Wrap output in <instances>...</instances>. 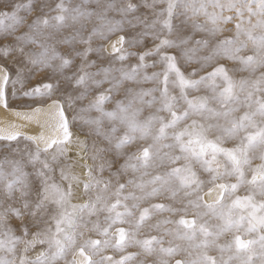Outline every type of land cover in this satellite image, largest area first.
Listing matches in <instances>:
<instances>
[{
  "label": "snow or ice",
  "instance_id": "1",
  "mask_svg": "<svg viewBox=\"0 0 264 264\" xmlns=\"http://www.w3.org/2000/svg\"><path fill=\"white\" fill-rule=\"evenodd\" d=\"M91 2L95 3L93 10L86 7ZM42 7L41 0H37L35 8L31 2L6 3L4 10H0V58L5 61L11 58V66L0 64V106L8 108L16 99L26 98L32 101V104L25 106L31 108L33 115L43 112L40 105L51 97L53 85L38 83L25 88L26 83L38 71L51 69L53 74L62 76L69 85L64 92V99L54 100L50 105L56 109L55 125L47 123L41 126L54 127L58 135L46 136L44 132L39 135H24L22 139L27 143L21 148L22 134L18 126L0 128V141L6 142L0 144V149L7 150L3 159H0V264H60V261L65 264H130L135 254L121 256L119 260L103 255L109 247L123 251L128 246H139L146 255L155 254L157 259L154 264H170L167 257L187 249L179 244L172 245L171 242L168 247H157L163 241L154 236L137 240L136 232L150 218V209L140 210L138 219L133 209L139 208L140 201L156 196L175 199L180 192L188 198L183 208L174 209L170 205L154 204L151 211L187 212L191 207L196 210L197 217L211 215L221 221L215 231H209L206 223H198L195 219L182 218L176 222L183 226V230L178 227L170 233L175 240L191 243L196 239L197 232L205 237L200 243L191 245L194 249L207 248L208 237H219L227 231L264 230V200L257 202L255 199L257 195L264 197V127H260L255 134L240 136L248 128L257 126V117L264 123V0H142L138 4L117 3L116 0H82L81 5L72 9L65 7L63 3L58 4L56 7L61 14L52 17L57 28L62 27L67 20L78 22L91 19L93 15L97 19H104L109 12H118L122 17L110 23L104 31L93 27L86 37L80 35L84 28L81 25L75 36L66 37L62 41L66 44L87 45L83 50L73 48L69 52V56L80 59L77 70L72 75H64L63 71L72 64L71 59L56 54L50 57L41 54L37 58L34 53L26 51L28 44L37 43L35 35L40 32L41 26L51 25L49 19H42L40 15L29 21L25 16L19 15V12H40ZM209 7L216 11L208 12ZM140 8L147 12L127 18ZM225 11L234 12L235 15L225 16ZM245 12L248 15L246 20ZM201 14L207 18L211 27L194 21L193 18ZM253 17L256 18L255 22ZM234 18L238 20L234 36L213 42L216 34L223 31L220 25L228 24ZM190 20L193 21L192 28L208 33V38L195 41L198 47H188L189 39L184 29ZM125 23L139 31L131 38L121 35L112 44V50L119 53L116 57L118 60L124 61L130 56H136L138 63L130 68L100 67L95 72L90 71L97 62L88 59L89 53L104 52L103 45L95 48L91 46L93 39L105 40L108 33L123 31L121 25ZM241 36L246 39H240ZM147 39L153 41V45L139 53L124 48L125 44L129 48L144 44ZM249 43L250 54L241 55ZM201 48L208 49L209 54L197 57L195 54ZM169 49L173 51H168ZM149 57L158 59L146 62ZM219 57L237 62L239 70L247 72L248 77L234 80L229 75V70L221 64L214 66L206 75L193 79L191 77L197 75V69H192L186 76L179 66L183 61L185 64L198 63L203 68L208 61ZM54 59L60 60V64L55 67L51 64ZM157 64L163 65L162 72L154 71L149 75L145 71L156 68ZM218 80L222 83H217ZM126 81L132 86L124 89L125 99L116 100L113 111L105 112L103 105L111 101L112 94L117 93ZM149 82L155 86L147 89L141 87ZM9 84L12 86L11 93L7 91ZM105 84L108 88L78 110L82 123L74 133L71 130L72 122L77 116L74 114L72 120H69L66 110H72L77 101L87 97L89 91ZM170 86L179 89L178 96L170 93ZM81 87L83 91H77ZM201 87L210 95L189 98V91H199ZM145 97L150 99L145 100ZM137 103L149 106L158 104L156 112H167L170 118L165 120L154 114L141 122L137 119L140 108L133 107ZM213 103L218 107H211L210 104ZM181 105L185 106L182 111L179 110ZM240 107L247 108V111L238 119L233 118L232 114ZM92 110L101 113L102 117L118 120L127 131L118 138L115 136L116 127L102 133L99 118L90 119L83 115ZM22 118L31 119L27 114ZM189 120L191 123H185ZM156 123H159V129L153 139L157 142L171 139L172 143L160 146L171 151L161 153L159 148L151 151L154 146H149L138 154H129L124 164L119 165L115 172L111 171L116 164L115 157L123 155L122 150L137 138L136 134L139 133V138L143 139ZM182 123L184 127L179 128ZM84 127H88L89 131L84 132ZM166 129L173 130L171 136ZM212 133H216L215 139H209ZM79 135H84L86 139L80 140ZM93 135L102 137L106 144L101 146L96 140L89 144L88 140ZM233 138L240 140L236 147L221 146L226 139ZM73 145L83 152V156L80 151L75 158L69 156ZM257 155L261 163L252 168L251 160ZM218 157H223V161ZM133 159L139 164L128 163ZM81 160L84 161L83 164H80ZM89 160L91 163L87 162ZM180 160L184 161L181 167H172L146 182H137L135 179H129L126 183L119 182L120 175L128 168L136 172L148 167H164ZM194 165L208 173L207 180L199 178ZM28 167L32 168L31 172L26 171ZM75 167H81L86 176L83 195L89 196V199L83 204L70 203L74 196V186L81 184L80 177L73 172ZM246 170L252 172L250 180L246 178ZM105 171L109 172L110 178L107 180L102 178ZM233 176L236 183H218L225 177ZM112 179L117 181V187L112 193L115 203L108 204L105 193L112 186ZM245 184L250 186L249 195L233 199L236 190ZM205 185H211L208 187V195L216 194L212 202H203L201 192ZM129 186L138 190L139 195L135 192L122 195ZM129 200L133 201L131 205L122 203ZM228 200L231 203H226ZM118 207L123 208V211H117ZM98 210L109 213L105 218L106 226L102 227L99 222L93 225V229L105 238L86 240L78 246L77 229L87 227L84 217L94 215ZM12 219L18 222L14 226L10 223ZM117 223H128L133 226L132 230L118 228L115 234L110 235L111 226ZM152 227H159V224ZM234 245L237 251L235 258L241 259L240 253L246 257L241 260V264H255L254 256L259 259V264H264V235L247 241L236 235ZM256 245L259 246L258 253ZM37 246H40L39 251H36ZM231 247L232 244L227 245L228 249ZM221 250L225 249L222 247ZM32 252L35 254L30 256L29 253ZM69 254L72 255L71 260L67 259ZM188 256V259L176 260L175 264H219L204 252L197 253L194 258L188 252Z\"/></svg>",
  "mask_w": 264,
  "mask_h": 264
},
{
  "label": "rangeland",
  "instance_id": "2",
  "mask_svg": "<svg viewBox=\"0 0 264 264\" xmlns=\"http://www.w3.org/2000/svg\"><path fill=\"white\" fill-rule=\"evenodd\" d=\"M32 3L34 8L37 4V0H0V10H4V5L6 3H20V4H25V3ZM117 3L120 2H130L133 4H138L141 3L142 0H116ZM41 3L43 5L42 10L40 12L33 11L32 13H25L23 10L19 12V15L25 16L29 21L33 19L36 15H40L42 19H49L50 22V27H43L41 26V30L38 34L35 35V39L37 43L35 44H28L26 46V51H30L36 55L37 58L41 57V54H44L46 56H52L54 54L59 55L64 58H68L72 60V64L65 68L64 75H72L74 72L77 70V66L80 63L79 57H74V56H69V52L75 48L77 50H83V48L87 47V45L80 44V43H74V44H66L63 43L62 41L66 37H71L75 36L78 31L81 29V25H84L83 31H80V35L87 36L88 33L91 31L93 27H97L101 29L102 31L106 30L107 26L116 21L122 19L121 15L118 12H109L107 13V16L104 19H97L95 15L91 19L88 20H80L78 22H73L71 20H67L62 27L57 28L56 21L52 19V17H55L57 15H60L61 13L57 10V5L63 3L65 7L72 9L75 8L78 5L82 4V0H41ZM86 7L89 10L95 9V3L91 2L86 5ZM208 12H213L216 11L213 8L209 7ZM147 12L146 9L140 8L137 13L135 14H129L128 19H131L133 15H140ZM225 16H234V12H224ZM248 18L247 12L244 13V19L246 20ZM196 23L203 24L206 27H211L212 25L210 22L207 20V18L204 15H197L196 17L193 18ZM255 17L252 18L253 22H255ZM193 21H189L188 26L184 29V33L189 39V48L193 47H198L195 44V41L201 40V39H206L208 38V33L199 29H194L191 27ZM238 22L235 18L228 24H222L220 27L223 29V31L218 32L216 36L213 38V42L215 40L219 39H224V38H231L235 34V24ZM123 28V31H115L112 33L107 34V39L105 40H100V39H93L91 46L95 48L97 45H103L104 52L103 53H96V52H91L89 53L88 59L91 61H96V66L89 69L90 71H97L98 68L100 67H112V68H130L132 65L138 63V59L136 56H130L124 61L118 60L116 57L119 55V53H109L106 51V45L107 43L116 37H120L121 35L125 36L126 38H131L136 35V33L139 31V29H132L128 24H123L121 25ZM246 27V25H245ZM163 35V33H162ZM240 39L244 40L246 39L244 36H241ZM2 43V41H0ZM153 41L150 39L145 40L144 44L131 47L127 44L124 45V48L127 51L130 52H135L139 53L143 50H145L146 47H151L153 45ZM168 51H173L169 49ZM251 51V44H248V48L245 49L241 55H248L250 54ZM209 51L208 49L201 48L199 52H197L195 55L197 57L199 56H205L208 55ZM157 57H149L146 59V62H152L154 60H157ZM0 64H7L11 66V58L9 60L5 61L2 58H0ZM51 64L53 67L57 66L60 64L59 59H54L51 60ZM224 65L228 70H229V75L234 79V80H240L242 78H247L248 73L244 71L239 70V65L237 62L228 60L223 57L216 58L212 61H208L206 66L201 68L200 64L198 63H191V64H185L183 61L180 62V67L181 71L184 72L186 76L192 71V69H197V75L195 77H191L193 79H198L200 76L206 75L207 73L211 72L214 66L217 65ZM235 69V71H234ZM149 75L154 72V71H163V65L157 64L156 68H148L145 70ZM118 75V73H117ZM257 75H259V72H257ZM38 83H51L53 85V90L50 98H47L45 100V103L51 100H63L64 99V92L65 90L69 87L63 79L62 76L59 74H53L51 69H45L43 71H38L34 73L33 77L26 83L25 88L32 87ZM217 83H222V81H217ZM132 86L130 85L127 81L125 82L124 86L115 94H112V99L110 102H106L103 105V109L105 112H111L115 108V101L116 100H123L125 99V92L124 89L126 87ZM155 85L151 82L145 83L141 85V87L147 89V88H152ZM19 86H17L18 88ZM108 88V85L105 84L99 89H92L89 91V94L87 97L81 101H77L73 107L72 110H66V115L68 116L69 120H72L73 115L75 114L77 116V119L72 122V131L76 133L78 131L79 125H81L82 121L80 120V113L79 109L81 107L87 106L90 101H92L95 96L99 93L104 91V89ZM12 86L9 84L7 86V91L11 93ZM77 91H83V87L80 89H77ZM170 93L172 95H179V89L178 88H173L170 86ZM154 95L158 96L159 93H154ZM189 98L195 97V96H205V95H210V93L201 87L199 91H189L188 93ZM150 99V97H145V100ZM44 103V104H45ZM32 104L31 100H28L26 98H19L16 99L15 101L10 103V106L16 107V108H29L26 107L25 105H30ZM35 106V105H32ZM211 107H218L216 104H210ZM134 108H140V112L137 116V119L141 122L145 121L150 115H158L159 117L164 118L165 120L169 119L170 116L167 112H156V108L159 107L158 104L149 106L147 104L140 105L139 103L133 105ZM184 105H181L180 109L182 111ZM65 108L67 106L65 105ZM245 111H247V108L245 107H240L238 111L234 112L233 118L238 119L240 116H242ZM83 115L87 116L90 119H97L99 118L101 120L100 123V130L102 133L109 132L112 127H116L117 131L115 133V136L121 137L125 134L127 131L126 127L118 120L114 121L109 119L108 117H102L101 113L92 110L90 112L84 113ZM199 119V118H197ZM257 126L256 127H250L248 128L245 132H242L240 136H246L248 134H255L260 127H264V123L260 121V118L257 117ZM185 123H191V121H186ZM184 124L182 123L179 128H183ZM159 129V123L154 124L151 129L149 130V133L146 137L143 139L139 138V133L136 134L137 138L129 145H127L123 150V155L116 156V164L113 166L111 171L115 172L119 165H122L126 162V157L129 154L136 153L138 154L140 151H142L144 148H148L149 146H154L151 151H155L157 148L160 149L161 153L164 152H169L171 150L165 149L160 147L162 144L165 143H172L171 139L168 140H162V141H155L153 137L158 133ZM89 128L84 127V132H88ZM171 129H166V132L168 133L169 136L172 134ZM216 133H212L209 135V139H215ZM75 138V137H74ZM80 140H85L86 137L84 135H79ZM92 140H96L98 144L101 146H104L106 144V141H103L102 137L97 138L96 136H92L91 140H88V143L91 144ZM6 142L0 141V144H4ZM27 142L23 141L22 136H21V144L20 147L23 148ZM240 143L239 138H233V139H226L222 143V147L225 148H234ZM15 142H13V147H15ZM73 149V150H72ZM76 150L80 151L75 145L72 146V148L69 151V156L75 158L76 156L74 155ZM7 150L6 149H0V159H3L4 155L6 154ZM81 152V156H83V152ZM178 154V149L176 150ZM72 153V154H71ZM73 155V156H72ZM114 155V154H113ZM19 158V157H17ZM219 160L223 161V157H218ZM88 163H91V161H87ZM84 161H80V164H83ZM130 164H135L138 165L139 162L135 159L128 161ZM261 163L260 159L258 158V155L256 158H253L251 160V167L255 168ZM184 164L183 160L177 161L175 164H166L164 167H148L146 169H139L136 172H133L131 168H128L126 171H124L119 178L120 183H126L127 180L129 179H135L137 182L140 181H148L152 179L153 176L162 174L164 171L172 168V167H181ZM82 169L81 167H75L73 172L75 175H78L81 180V184L79 186H74V196L71 199L70 203L71 204H83L85 203L88 199L89 196L83 195V182L86 180V176L84 175V170L83 174L80 175L78 174V170ZM77 170V171H76ZM194 170L197 172V175L201 180H207L208 179V173L203 172L198 165H194ZM26 171L31 172L32 168L28 167L26 168ZM146 172L147 175H142V173ZM252 172L250 170H246V178L248 180L251 179ZM102 178L107 180L109 179V172L105 171L102 174ZM59 179L58 173H57V180ZM218 183H236V178L233 177H225L223 181H218ZM211 185H205L204 190H207L208 187ZM117 187V181L115 179H112V186L110 187L108 193H105V196L107 198V203H115V197L112 196V193L115 191V188ZM250 191V186L245 184L239 187L234 196L233 199L236 196L239 197H244L249 195ZM129 192H135V194L139 195V191L135 190L133 188L126 187L122 193V195H127ZM201 192V196L203 194ZM92 198H95V194H92ZM187 199L184 197L183 192H180L177 194L175 199H169L166 196H156L150 199H146L143 201L139 202V208L138 209H133L136 218L138 219L139 217V212L140 210L144 208H149L150 209V218L146 221L144 226H142L137 232H136V239L137 240H144V239H150L151 237H157L158 239H161L163 241L162 245H157V247L163 246V247H168L169 242L172 243V245L179 244L182 248L187 249V251H182L175 256L172 257H167V259L170 261V264H174L176 260H185L188 259V252L192 253L193 258L197 255V253L204 252L206 253L209 257L212 259L216 260L219 262V264H224L225 261H227V264H241V260L246 258L243 253H240L241 259L235 258L237 256V251L234 245V239L236 235H239L241 240L247 241L251 239H258L260 235H264V230H258L256 232H246V231H240L237 232L235 230L233 231H227L224 232L222 235L219 237H208V247L203 248V249H194L191 247L192 244H198L201 241L205 239L202 235L197 232L196 239L192 241L191 243L188 241H177L173 238V235L170 233L175 231L178 227L183 230L182 225H178L176 222H178L180 219H186V220H197L198 223H206V225L209 228V231H215L216 226L221 224V221L218 220L215 217H212L211 215L209 216H202V217H197L196 215V210L192 209L191 207L188 208L187 212L184 211H175V212H161L157 213L154 211H151V206L154 204H165V205H170L174 209H181L187 204ZM194 199V197L192 198ZM257 202H260L261 200H264V197H260L257 195L255 197ZM204 202V201H203ZM122 203H127L131 205L133 201H122ZM226 203H231L230 200L226 201ZM117 211H123V208L118 207ZM203 211V209H201ZM109 215V213L105 210H98V212L94 215L91 216H85L84 220L87 224V227L81 226L77 229V236H76V242L77 245L83 244L86 240H103L105 237L99 235L94 229L93 225L99 222V224L103 227L105 225V218ZM163 221H170L169 223H163ZM10 223L14 226L18 222L15 219H12ZM159 224V227H152L154 225ZM54 227V226H53ZM132 225L128 223H117L111 226L110 229V235L115 234L116 230L118 228H124L125 230H132ZM169 233V234H166ZM115 241L113 240V243ZM232 244V247L230 249L227 248V245ZM224 248L225 250H221V248ZM256 251L257 253L259 252V246L256 245ZM40 250V246H37L36 251ZM35 253H29L30 256L34 255ZM129 254H135V258L133 261L130 262V264H154L156 261L157 257L155 254L153 255H146L139 246H128L123 251H119L114 249L113 247H109L105 249L103 255L110 256L114 260H119L121 256L124 255H129ZM232 257V259H229ZM98 257H94L96 259ZM68 260L72 259V255L69 254L67 257ZM253 260L255 261V264H259V259L254 256ZM60 264H65L64 261H60Z\"/></svg>",
  "mask_w": 264,
  "mask_h": 264
},
{
  "label": "bare ground",
  "instance_id": "3",
  "mask_svg": "<svg viewBox=\"0 0 264 264\" xmlns=\"http://www.w3.org/2000/svg\"><path fill=\"white\" fill-rule=\"evenodd\" d=\"M118 39L119 37L113 38L107 43L106 45L107 52L114 53L112 50V44ZM117 47H119V45H117ZM53 101L54 100H51L43 105H40V107L44 111L36 115L32 114L31 108H16L10 105L8 108H4L3 106H0V128H8L11 125H16L18 126V130L21 132L22 137L24 135H39L41 132H44L46 136L58 135V133L54 130V127L53 128L41 127L42 125H46L47 123H51L53 126L55 125L56 109L50 107ZM18 113L20 115H18ZM24 114H27L28 116H30L31 119L22 118ZM76 151L78 152V150ZM77 152L74 153L75 156ZM80 155H82L81 152H80ZM78 174L82 175L83 170L79 169ZM207 192H208V189L205 190L202 194L203 201L206 203L212 202L216 198V194L213 193L212 195H208Z\"/></svg>",
  "mask_w": 264,
  "mask_h": 264
}]
</instances>
